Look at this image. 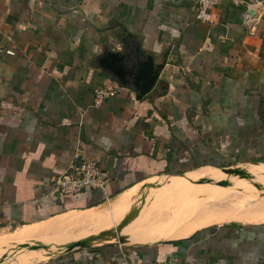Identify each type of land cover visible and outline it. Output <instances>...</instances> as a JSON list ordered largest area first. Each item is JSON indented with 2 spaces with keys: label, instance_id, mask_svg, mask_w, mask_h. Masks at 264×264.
Listing matches in <instances>:
<instances>
[{
  "label": "crops",
  "instance_id": "1",
  "mask_svg": "<svg viewBox=\"0 0 264 264\" xmlns=\"http://www.w3.org/2000/svg\"><path fill=\"white\" fill-rule=\"evenodd\" d=\"M253 7L255 35L244 20ZM210 12V22L199 20L194 0H0V231L21 228L0 237V248L40 237L75 240L92 225L113 226L108 212L122 217L139 199L126 192L173 173L264 162V0H216ZM126 35L164 65L141 100L97 63L107 49L122 51ZM101 87L117 95L96 107ZM84 161L100 164L107 188L64 197L53 180ZM109 202L110 210L92 212ZM171 211L142 210L128 230ZM219 219L201 212L162 243L178 225L149 244L11 264H264V223L213 225Z\"/></svg>",
  "mask_w": 264,
  "mask_h": 264
},
{
  "label": "water",
  "instance_id": "2",
  "mask_svg": "<svg viewBox=\"0 0 264 264\" xmlns=\"http://www.w3.org/2000/svg\"><path fill=\"white\" fill-rule=\"evenodd\" d=\"M255 16H257V11L253 8L248 9L244 17L245 23L249 18ZM119 39L124 49L122 51L107 49L97 58V63L101 69L115 76L119 83L132 89L136 93L137 98L141 100L155 89L164 65H156L153 56L147 55L141 49L140 44L132 42L129 36L126 35ZM207 169L220 171L222 176L217 177L204 173ZM156 180L162 181L154 187V191L161 190L167 197H170L171 193H173L174 182L187 181L193 186L191 190L193 197L186 200L180 208L179 214L180 218H182L178 222L179 225L168 234L161 236L158 240L161 243L169 239L173 233H176L197 211L219 199L218 197L221 193L230 192L232 194L245 195L254 202L264 201V162L236 163L225 167H201L183 173H173L152 181ZM166 202L168 203L169 201ZM151 204H153V200L142 203L141 206L147 207ZM135 218L136 215L131 222ZM104 233L115 236L116 230L109 226L93 228L85 233L82 238L65 242L58 253L47 257V259L61 257L76 250H88L111 245L145 244L131 237H119L114 242L93 245L95 239ZM46 248L48 247L43 245L37 248L26 247L25 249H20L17 253L9 254L7 261L5 260L0 264H11V261L18 257L39 256Z\"/></svg>",
  "mask_w": 264,
  "mask_h": 264
},
{
  "label": "bare ground",
  "instance_id": "3",
  "mask_svg": "<svg viewBox=\"0 0 264 264\" xmlns=\"http://www.w3.org/2000/svg\"><path fill=\"white\" fill-rule=\"evenodd\" d=\"M204 173L212 174V176H217V177L222 176V173L220 171H215V170H211V169L205 170ZM192 189H193V186L191 184H189L187 181L174 182L173 189H172L173 193H171V196L169 197V202L167 204L159 205L161 208L171 207L172 208L171 214L169 213V215H168L165 213L162 214V213L155 212V214L152 217H148L145 220L141 221V223L139 225V229L135 230V231L128 230L130 227H132L134 225L133 221L130 223H128V222L120 223L121 222L120 219L124 215H122V217H121L120 214L118 215L117 210L114 209V211L111 212V215H109L105 218H106V221H108L112 217L115 218L113 226H116V225L119 226V228L116 227V235L111 236L108 233L101 234L95 239L93 245H100V244H104V243H108V242H114V241L118 240L119 237H131V238L140 240V242H142V243L152 242L153 240L157 239L158 235L162 231L166 230L169 227L179 225L178 222L182 218V217L180 218V214H179L180 208L186 200L191 199L193 197V194H191ZM132 191L135 192V195H136L137 188H135L131 191H128L126 193H131ZM126 197H127L126 194L123 196L121 195L118 198H116L113 201V203L115 201H123ZM218 198L219 199H217L215 202L210 203L207 206H204L199 211H197L191 218H189V220L196 217L201 212H207L210 214V216L223 217L222 220L224 222H227L230 220L231 221L232 220H238V219L241 220L242 218H244L243 216L240 215V214H242L241 212L246 211L247 212L246 214H248V215H254L255 214L256 219L258 221L264 222V201L254 202V201L250 200L245 195L232 194L230 192L221 193ZM134 201H137V199L131 200L128 203L127 207H129L130 204ZM247 204H250V206L257 205L259 207L252 209V208H248L246 206H243V205H247ZM141 212L142 211L136 212L135 222L138 220L139 216L141 215ZM248 215H245V216H248ZM105 218H104V221H105ZM223 221L220 220L218 222H223ZM161 223H163L162 227L160 228V230L154 231L153 235H155V236L152 239L143 240V238H145L144 237L145 234L149 235V233H146L147 231L152 232V229L155 228V225L161 224ZM99 226H100V224H99ZM80 238H82V236ZM80 238H77V239H80ZM68 241H72V240H64L62 242L59 240H57L56 242L44 241V242H46V244L44 242H41V243L35 242V243H33V245L27 246V247L37 248L39 246L45 245L48 248H46L45 251H43L39 256L25 257V258L37 259V262L43 261V260L47 259V257L58 253V251H60L62 249V247L64 246L65 242H68ZM25 248L26 247H21V248L15 249V247L14 248L3 247L2 249H0V256L5 254V253L9 254V251H10V254L13 253L14 252L13 249H15V252L17 253L16 250L19 251L20 249H25Z\"/></svg>",
  "mask_w": 264,
  "mask_h": 264
},
{
  "label": "built area",
  "instance_id": "4",
  "mask_svg": "<svg viewBox=\"0 0 264 264\" xmlns=\"http://www.w3.org/2000/svg\"><path fill=\"white\" fill-rule=\"evenodd\" d=\"M198 8V19L203 22H210L211 10L216 4V0H194ZM254 8V7H253ZM255 9V8H254ZM257 16L247 20L246 25L249 34L255 35L256 25L260 18L257 9ZM13 55V51L6 52ZM117 91L115 89L101 87L94 92V105L99 107L107 100L115 97ZM53 183L60 190L64 197L76 198L89 190H104L109 184L107 174L96 161H84L76 167H72L70 171L58 175ZM122 264H185L178 259L157 260L151 263L133 262L125 258Z\"/></svg>",
  "mask_w": 264,
  "mask_h": 264
},
{
  "label": "rangeland",
  "instance_id": "5",
  "mask_svg": "<svg viewBox=\"0 0 264 264\" xmlns=\"http://www.w3.org/2000/svg\"><path fill=\"white\" fill-rule=\"evenodd\" d=\"M161 181L162 180L150 181V182H148V183H146V184H144L142 186L137 187L136 194L139 196V199L137 201L132 202L129 207H127L126 209H124V211L126 213L120 219L121 220L120 223H123V222L130 223L131 220L135 217L137 211H142V210H146V209L151 210L152 208H155L156 206H159L161 204H167L166 201H169V197L165 196L162 193L161 190H157V192L154 191V187H156L158 184H160ZM152 200H154L153 201V204H151V205H149L147 207H142L141 206L142 203H146L147 201H152ZM159 201H161V202H159ZM113 205H114L113 203L109 202V203H107L106 205H104V206H102L100 208H97V209L92 210V212H96L98 210H105V211H107V210H110V208H112ZM243 206H246V207L252 208V209H255L256 207H259L257 205L250 206V204L243 205ZM111 212L109 211L108 212V215H106V216L111 215ZM117 212H118V215L119 214H122L121 211H117ZM241 213L242 214H240V215L244 217L241 220L238 219V220H232V221L230 220V221H227V222H224V221L223 222H215V223H218V224L213 223V225H222V224H227V223L260 222V221H258L256 219V215L255 214L254 215H248V214H246L247 213L246 211L241 212ZM245 215H248V216H245ZM88 216H90V215H88ZM112 219H115V218L112 217L109 220L113 221ZM138 222H139V225H140L141 220H139ZM205 222H208V220L205 219ZM261 223H264V222H261ZM101 224H103V222ZM133 224H135V220H133ZM94 226L92 225V227H90L89 229H86L87 232L90 231L93 228H96V227H103L101 225L100 226L99 225H94ZM109 226L112 227L115 230H116V227L119 228L118 225H116V226L109 225ZM20 231H21V228L20 229H13V230H10V231L9 230H7V231H0V237L1 238H6V237L12 238L14 236H17L20 233ZM84 234L85 233H83V235ZM51 236H53V234H49L48 235L49 238H51ZM42 238L43 237H40L39 238L40 239V243H41V240H43ZM44 243L46 244V242H44ZM2 248H0V249H2ZM7 258H8V254L5 253V254L1 255L0 256V263L4 262L5 260L7 261ZM45 260H47V259H45ZM45 260H43V261H45Z\"/></svg>",
  "mask_w": 264,
  "mask_h": 264
}]
</instances>
